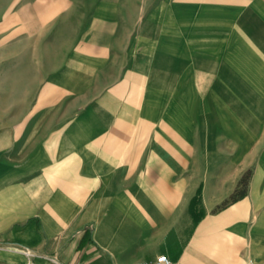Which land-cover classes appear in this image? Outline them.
I'll use <instances>...</instances> for the list:
<instances>
[{
    "label": "crops",
    "instance_id": "1",
    "mask_svg": "<svg viewBox=\"0 0 264 264\" xmlns=\"http://www.w3.org/2000/svg\"><path fill=\"white\" fill-rule=\"evenodd\" d=\"M161 253L264 264V0L3 1L0 264Z\"/></svg>",
    "mask_w": 264,
    "mask_h": 264
},
{
    "label": "trees",
    "instance_id": "2",
    "mask_svg": "<svg viewBox=\"0 0 264 264\" xmlns=\"http://www.w3.org/2000/svg\"><path fill=\"white\" fill-rule=\"evenodd\" d=\"M249 174H250V171H246L242 174V176L240 177L238 181L237 187L232 191V193L229 195V198L226 201H233L241 197L245 193ZM195 201H198V194H195L190 199V204L194 205Z\"/></svg>",
    "mask_w": 264,
    "mask_h": 264
},
{
    "label": "built area",
    "instance_id": "3",
    "mask_svg": "<svg viewBox=\"0 0 264 264\" xmlns=\"http://www.w3.org/2000/svg\"><path fill=\"white\" fill-rule=\"evenodd\" d=\"M20 250L23 251L25 254H29V251L26 249H20ZM51 260L54 264H61L55 258H51ZM133 264H175V263H173L164 253H161L156 255L152 260L136 261Z\"/></svg>",
    "mask_w": 264,
    "mask_h": 264
},
{
    "label": "rangeland",
    "instance_id": "4",
    "mask_svg": "<svg viewBox=\"0 0 264 264\" xmlns=\"http://www.w3.org/2000/svg\"><path fill=\"white\" fill-rule=\"evenodd\" d=\"M3 1H6V0H0V5L2 4Z\"/></svg>",
    "mask_w": 264,
    "mask_h": 264
}]
</instances>
